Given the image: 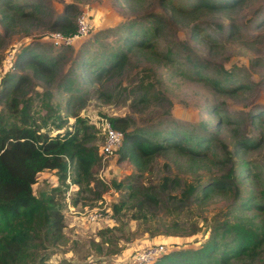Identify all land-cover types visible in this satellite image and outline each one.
<instances>
[{
	"label": "rangeland",
	"instance_id": "1",
	"mask_svg": "<svg viewBox=\"0 0 264 264\" xmlns=\"http://www.w3.org/2000/svg\"><path fill=\"white\" fill-rule=\"evenodd\" d=\"M13 1H39L43 9L7 31L0 24V86L7 73L23 76L17 112L26 104L28 116H22L30 124L52 135L71 128L70 114L75 113L90 125L85 144L98 151L101 124L108 116H121L128 121L127 130L158 141L171 132L175 138L188 137L184 144L209 140L195 159L172 147L149 159L141 172L117 152L103 159L100 155L89 184L79 189L70 181L69 168L62 185L66 188L57 197L62 238L51 242L40 235L27 264H129V255L149 244H162L160 255L199 247L212 227L233 215L244 213L254 222L264 218V212L252 215L238 208L245 197L264 201V114L255 117L264 111V0L192 11L194 0ZM66 4L75 8L74 22L85 12L91 26L70 45L56 47L48 41L54 30L49 20L63 14ZM151 13L164 16L162 28L150 36L151 47L128 51L119 70L98 79L83 76L121 48L128 20L147 24ZM25 45L56 59L49 79L37 78L26 67H12L13 55ZM214 109L217 113H211ZM14 116L8 121L19 124ZM246 139L254 143L238 148ZM229 167L235 172L231 192L195 197L202 184ZM54 173L36 176L34 195L41 197L53 182L58 184ZM145 191H152L157 202H138ZM120 202L114 211L112 205ZM258 254L254 264H264V242Z\"/></svg>",
	"mask_w": 264,
	"mask_h": 264
},
{
	"label": "trees",
	"instance_id": "2",
	"mask_svg": "<svg viewBox=\"0 0 264 264\" xmlns=\"http://www.w3.org/2000/svg\"><path fill=\"white\" fill-rule=\"evenodd\" d=\"M238 1L240 0H194L190 4V11L201 7L209 10L221 9ZM65 7L63 14L49 20L48 27L70 33L75 30L72 17L75 8L71 4H66ZM169 8L173 13L171 4ZM41 10L43 9L39 1L20 3L0 0V24L7 31L9 25L28 20L31 15L41 13ZM163 19L161 13H151L145 20L147 24H142L140 20H128L124 25L126 35L121 37V48L105 56L101 68L94 71L87 69L83 76H88L89 73L98 79L103 73L119 70L128 51L151 47L150 36L162 28ZM12 59V67H26L39 79H49L56 68L54 57H47L30 45L22 46ZM79 63L84 66V62ZM22 77L7 73L0 86V98H4L5 105L4 112L0 113V264H27L28 260H32V249L42 240L40 235L51 242L62 238L63 215L57 197L66 188L67 184L63 187L62 185L69 168L73 171L70 181L78 184L79 189L82 185L89 184L92 166L101 155L96 146L85 144L86 129L90 125L85 124L84 118L75 113L70 114L74 117L71 128L51 135L40 131L41 125H32L28 122V117H23L28 116L24 113L26 104L22 103L17 112ZM67 84L70 85L69 79ZM211 113L217 111L214 109ZM263 114L264 111L255 114V117ZM14 115H18L19 124L8 121V117H17ZM107 119L113 128L122 132L121 143L114 152L118 153L120 159L126 158L140 172L145 169L149 159L168 148L173 147L176 152L195 159L201 149L209 144L208 139L196 140L191 145L184 144L188 137L175 138L174 132L170 135L166 133L158 141L134 130H127L128 121L121 116H108ZM59 126L61 127L60 124L57 127ZM252 142L253 139L240 140L238 148L240 145H251ZM44 169L55 171L58 184L50 186L41 197H37L32 192V184L38 172ZM234 181V168L229 167L221 177L202 184L195 197L204 200L212 191L231 192ZM120 183L115 185L119 186ZM141 196L138 202H157L152 191L142 192ZM122 204H113L112 209L118 210ZM238 208L241 213H263L264 201L245 197L239 201ZM243 214L233 215L231 220L224 219L216 224L199 247L171 250L149 264H254L253 261L259 258L258 248L264 242V218L254 222L252 216L249 218ZM33 264L43 263L39 260Z\"/></svg>",
	"mask_w": 264,
	"mask_h": 264
},
{
	"label": "built area",
	"instance_id": "3",
	"mask_svg": "<svg viewBox=\"0 0 264 264\" xmlns=\"http://www.w3.org/2000/svg\"><path fill=\"white\" fill-rule=\"evenodd\" d=\"M91 24L85 12L75 18V30L70 33H63L59 30H52L48 33V41L53 46H67L80 36L88 33ZM11 57V56H10ZM102 142L99 146V152L102 159L112 154L120 145L122 132L113 128L108 120H103L101 124ZM99 215V213H97ZM162 244H149L141 250H135L129 255V264H149L157 259L161 252H164Z\"/></svg>",
	"mask_w": 264,
	"mask_h": 264
},
{
	"label": "crops",
	"instance_id": "4",
	"mask_svg": "<svg viewBox=\"0 0 264 264\" xmlns=\"http://www.w3.org/2000/svg\"><path fill=\"white\" fill-rule=\"evenodd\" d=\"M52 171H54L53 169H44L40 172H38L37 175H39V177H44V176H47V174H50L52 173ZM55 174V173H54ZM52 177L54 176L53 174L51 175ZM56 176V175H55ZM56 183H52L51 185H55Z\"/></svg>",
	"mask_w": 264,
	"mask_h": 264
}]
</instances>
